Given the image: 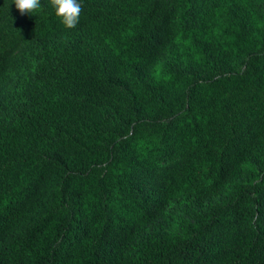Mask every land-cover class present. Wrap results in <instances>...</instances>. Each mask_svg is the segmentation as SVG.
I'll return each instance as SVG.
<instances>
[{"label":"trees","instance_id":"1","mask_svg":"<svg viewBox=\"0 0 264 264\" xmlns=\"http://www.w3.org/2000/svg\"><path fill=\"white\" fill-rule=\"evenodd\" d=\"M0 0V264H264V0Z\"/></svg>","mask_w":264,"mask_h":264},{"label":"clouds","instance_id":"2","mask_svg":"<svg viewBox=\"0 0 264 264\" xmlns=\"http://www.w3.org/2000/svg\"><path fill=\"white\" fill-rule=\"evenodd\" d=\"M55 17L68 30L77 27L80 21L82 5L79 0H49ZM21 15L33 14L41 8V0H14Z\"/></svg>","mask_w":264,"mask_h":264}]
</instances>
